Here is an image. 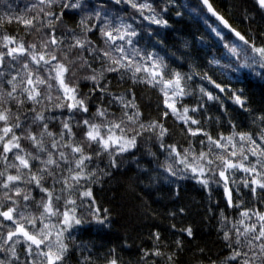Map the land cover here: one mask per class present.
I'll return each mask as SVG.
<instances>
[{
	"label": "snow or ice",
	"instance_id": "6c2138e0",
	"mask_svg": "<svg viewBox=\"0 0 264 264\" xmlns=\"http://www.w3.org/2000/svg\"><path fill=\"white\" fill-rule=\"evenodd\" d=\"M0 7V264H68L77 253V264H125L115 248L98 254L75 232L87 223L108 226L110 209L97 206L95 186L115 179L129 157L137 165L127 178L133 189L144 178L190 179L209 199L222 189L217 238L227 254L208 264H264V107L251 108L244 89L231 83L241 69L264 80V0H238L229 9L256 35L233 27L213 0H30L19 11L0 0ZM173 13L207 29L183 49L213 35L222 45L206 65L180 48L160 55V30L171 26ZM185 64L189 71L177 70ZM212 65L220 79L203 70ZM196 76L217 94L202 86L195 106L182 104L195 95L188 82ZM113 79L128 87L114 92ZM139 85L159 90L154 117L136 103ZM224 96L246 122L222 115L224 131H209L207 102L227 113ZM169 120L182 141L172 140ZM141 147L147 168L137 156ZM185 212L180 206L168 215ZM170 227L184 236L169 244L159 231L150 233L152 247L129 264H180L195 234L191 226ZM205 256L197 246L193 264H205Z\"/></svg>",
	"mask_w": 264,
	"mask_h": 264
},
{
	"label": "trees",
	"instance_id": "16d2710c",
	"mask_svg": "<svg viewBox=\"0 0 264 264\" xmlns=\"http://www.w3.org/2000/svg\"><path fill=\"white\" fill-rule=\"evenodd\" d=\"M29 2L30 0H8V3L11 4L12 9L15 11L22 10ZM179 2L187 4L188 0H179ZM213 2L233 27L242 33L256 35V33L249 32L247 22L243 24L238 22L239 13L235 9L229 10L230 6L238 2V0H213ZM248 2L249 0H245V3ZM3 11V7H0V12ZM257 21H259V17H257ZM170 25L169 28L160 30L159 38L164 42L160 47L161 56L170 54L175 49L180 48L182 51H191V62L206 65L211 55L216 54L217 48L222 47L221 44L217 43V38L213 35L211 39L207 36L204 38V46L196 43L190 50L183 49V43L191 41L193 34L199 35L206 32L207 29L202 21L197 23L196 20L191 19L187 15L177 18L174 13L171 15ZM15 28V24L10 26L12 31ZM197 29H199V32H197ZM229 35L231 34L229 33ZM232 38L235 40L234 37ZM236 43L240 42L237 40ZM231 58L233 60L236 59L235 57ZM226 62L227 53L225 54V59H222L220 63ZM170 66L175 67V64ZM215 68L216 66L212 65L203 70L209 71L214 78L220 79L219 72L213 71ZM177 70L187 72L189 71V64H185L183 68ZM194 70L199 72L202 69L197 68ZM256 71H260V69L257 68ZM231 83L236 89H244L245 98L251 108L260 109L264 107V80H261L248 69H241L232 75ZM202 86L212 90L213 95L217 94L212 89V85L208 84L207 81H201L199 76H196L194 81L188 82L189 92H195V95L183 97L181 103L195 106L199 98V88ZM127 87L128 85H118L116 79L112 80V90L114 92H122ZM221 95L223 96V94ZM136 96V103L140 105L145 117H154L159 99V90L139 85L136 87ZM224 102L228 107L227 113H224L223 109L220 108L218 101L207 102L208 112L205 115L206 117H212V122L205 125L207 130L213 132L216 130L224 131L223 128H219V121L222 115L225 121L228 115L234 116L238 121H245V116L238 113V110H236L237 106L232 104V101L226 96H224ZM168 125L171 129H174L172 140L182 141L179 128L173 124L172 120L168 121ZM153 151H155V148ZM143 152L144 148L141 147L137 156L141 157ZM163 158V156L160 157L161 160ZM147 159H150L147 155L140 158L141 167H148L144 163ZM136 171L137 165L129 157L120 171L116 173L115 179L95 186L97 206L101 209V212L105 208L110 209L108 226L95 223L83 225L79 231L75 232V235L79 237L78 242H83L90 249L95 245V251L98 254L106 252L110 248H115L117 254L125 261V264H129L130 261L134 262L138 258L141 248L152 247V240L149 238L150 233L159 231L164 241L169 244H172L178 237H183V233L171 229L170 226L175 224L177 229L191 226L195 234V239L191 240L190 243L186 242L185 251L179 257L180 264H193L192 256L197 246L205 249V264H208L209 257L221 259L227 254V250L217 238V229L219 228L217 219L220 209L225 207L222 189L213 192L211 199H209L208 192L190 179L178 180L176 184H168L163 180L150 184L147 178H144L143 182L138 183L133 189L129 186L127 178L133 177ZM236 179H240V174L236 176ZM177 185H179L180 190L179 197L175 195ZM217 204H219V207H217ZM180 206L186 209L182 216L173 218L168 215L170 211ZM209 208L215 210L216 217L209 218L212 217V213L208 211ZM228 214L229 216L234 215L231 209L228 210ZM78 259V253L74 254L69 259L68 264H77Z\"/></svg>",
	"mask_w": 264,
	"mask_h": 264
},
{
	"label": "water",
	"instance_id": "95a60500",
	"mask_svg": "<svg viewBox=\"0 0 264 264\" xmlns=\"http://www.w3.org/2000/svg\"><path fill=\"white\" fill-rule=\"evenodd\" d=\"M218 23V22H217ZM222 27V26H221ZM224 31H226L227 32V30H224Z\"/></svg>",
	"mask_w": 264,
	"mask_h": 264
}]
</instances>
